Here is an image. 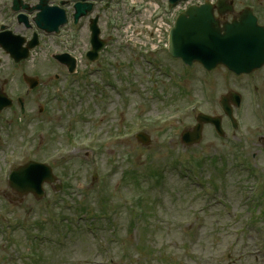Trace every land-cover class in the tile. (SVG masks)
I'll return each instance as SVG.
<instances>
[{
  "label": "rangeland",
  "instance_id": "1",
  "mask_svg": "<svg viewBox=\"0 0 264 264\" xmlns=\"http://www.w3.org/2000/svg\"><path fill=\"white\" fill-rule=\"evenodd\" d=\"M154 1L161 2L162 0ZM135 23L133 18H130L126 25L131 34L134 28L133 25L136 26ZM110 25L111 21L103 19L102 26L104 28ZM137 26L138 34L135 33L129 39L121 38L116 48H113L115 50L110 52L109 55L117 53L118 57L125 58L127 61L130 60L131 56H137L140 47L146 43L144 35L149 37V34L145 32L140 24ZM105 34L107 37L106 32ZM136 42L139 43L137 44V49L134 50ZM141 68L143 67L140 66ZM135 70L133 68L134 72ZM142 79L143 72L139 70L141 87L146 92L148 91V95H152L153 92L149 89L150 84L144 82ZM163 92L165 93V91ZM173 93V95L168 93L172 96L170 104L162 98H155L153 101H149L147 100V95L143 97L134 96V103L128 113L127 110H122V115L118 114L115 116L111 114L107 119V135L116 132L115 128L117 126L120 129L118 133L125 131L126 126L132 124L128 121L138 114L146 112L150 116L156 114L167 116L192 102V91H189L187 96L177 95L176 90H173ZM117 111L120 112V108ZM113 119L116 120L114 121ZM118 120H122V124L118 125ZM241 120L244 126L250 123L245 113L241 116ZM189 122L191 123L192 121L189 120ZM58 125L65 126L64 119L59 120ZM183 129H185L184 126L177 130L178 132L176 133L170 131L169 136L167 132L153 130L150 134L152 142L148 148H144L139 142L135 141L107 148L109 150L103 156L105 169L111 170L112 158H110V153L112 152L116 153L115 159L118 160L117 165L119 167L116 173H112V187L121 189L119 188L120 179L122 173L127 169L140 168L139 171L144 173L149 165H153L156 168L168 167L170 165L168 160L172 159L173 154L176 156L186 154L198 157V155L212 156L216 153V150L234 151L231 146L232 144L226 140L215 138L209 130L206 131L208 135L203 145L191 147L186 151L183 148L178 149L182 144L181 132ZM60 137L65 138L61 134ZM56 139L59 140L58 137ZM169 146H173L176 151L171 153ZM249 153L250 155L252 154L248 152V156ZM229 165L230 167L225 172L224 178L222 181L220 179L217 183L221 186L220 192L217 195L208 194L205 197L201 193L195 194L196 190H198L197 188L188 187L182 183L181 177L177 175L176 171H169L167 173L166 186L163 188L164 200H162L163 203L160 205L164 211L160 220L165 222L166 226L155 223L154 228L158 230V233L154 239H156L155 246L157 245L163 249L166 248L173 254V257L169 259V263L159 264H224L226 263V255L228 256L231 253L235 256L234 253L239 255L243 251L250 250L255 252L259 250V244L264 249V220L258 222V225H251L252 223L249 222L251 216L248 213V204L251 201L245 198V194L249 190H244V188L252 186L254 179L250 177L245 169L238 166L235 167L232 160H229ZM62 166H65V164ZM67 166L71 170L67 168L62 170L60 168L58 172L63 173L68 178L72 192L77 194L74 189H76V185L81 183L82 180L88 190L91 185L94 169L87 168L80 158L69 160ZM204 172L207 178H210V176L216 173V169L213 166H208ZM126 192L129 194L128 191ZM127 193L126 195H128ZM53 195L54 192L52 191L41 203L33 204L32 201L31 206H25V208L33 209V212L29 216H24V212L22 211H15V215L20 217H18L17 221L12 220L9 229H7L9 224L7 220L0 224V264H24L21 256L26 245V235L24 234L23 226L17 225H23L21 221L31 225H34L36 221L44 219L49 221V212L46 205L54 202L52 199ZM77 199L80 200L81 198ZM90 199L91 202L95 201V196L90 197ZM260 210L259 208L256 209L257 214ZM193 211H197L198 213V227L194 236L186 230L187 226L196 222V216L193 215ZM258 216H262V213ZM169 224L172 226H168ZM114 225L116 230L121 234L119 244L124 243L127 245L130 243L131 246L135 247L140 242L143 225L139 224L129 234L128 222L122 211L116 216ZM47 232L51 234V238L55 237V239H52L53 242L33 243L32 246L41 255V261L43 260L41 264H95L94 262L98 260L107 262L109 258L114 259V264H119L121 261V257L117 255L118 244H112L108 235H103L100 238V241L104 244V249L103 251H99L96 241L86 231L72 230L67 235L68 239L66 241L56 240V236L51 233L50 229H47ZM103 238H105L107 243H105ZM56 241H64V243L60 244ZM122 259L127 264L133 261L129 262L124 258ZM235 264H243V262L238 260ZM245 264L254 263L250 259ZM261 264H264V260Z\"/></svg>",
  "mask_w": 264,
  "mask_h": 264
},
{
  "label": "flooded vegetation",
  "instance_id": "2",
  "mask_svg": "<svg viewBox=\"0 0 264 264\" xmlns=\"http://www.w3.org/2000/svg\"><path fill=\"white\" fill-rule=\"evenodd\" d=\"M263 14H264V5H263ZM255 78L264 83V72L260 71L259 74L255 76Z\"/></svg>",
  "mask_w": 264,
  "mask_h": 264
}]
</instances>
